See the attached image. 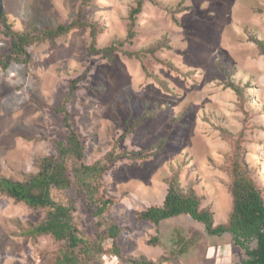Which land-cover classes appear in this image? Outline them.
I'll return each mask as SVG.
<instances>
[{
    "label": "rangeland",
    "instance_id": "obj_1",
    "mask_svg": "<svg viewBox=\"0 0 264 264\" xmlns=\"http://www.w3.org/2000/svg\"><path fill=\"white\" fill-rule=\"evenodd\" d=\"M81 1L3 0L1 15L15 33L41 32L69 25ZM137 1L90 0L84 7L83 21L102 29L99 49L126 39ZM6 32L0 22V62L11 53ZM135 32L122 52L138 53L159 41L163 49L141 60L122 52L110 58L90 54V28L83 27L53 43L28 47L26 63L17 57L7 70L0 66V174L22 181V174L38 172L39 159L57 156V145L67 136L68 114L83 141L86 165L114 148L129 155L120 156L101 182L97 197L113 201L101 217L76 188L53 191L56 202H75L76 225L93 248L82 252V263L129 264L114 256L107 237L113 220L123 229L117 247L125 258L240 264L245 254L229 234L209 236L187 216L156 227L136 215L162 206L167 181L176 171L182 188L193 189L202 208L213 212L215 225L226 224L232 209L228 171L233 148L223 130L234 136L245 132L246 159L264 197V55L254 43H264V0L146 1ZM151 76L166 82L171 92ZM163 139L165 146L156 154ZM45 216L44 210L0 194V264H55L59 243L49 236L24 239L20 232V226L36 225ZM154 237L158 246L149 244Z\"/></svg>",
    "mask_w": 264,
    "mask_h": 264
},
{
    "label": "trees",
    "instance_id": "obj_2",
    "mask_svg": "<svg viewBox=\"0 0 264 264\" xmlns=\"http://www.w3.org/2000/svg\"><path fill=\"white\" fill-rule=\"evenodd\" d=\"M89 1H81L77 17L69 25H59L54 29H46L41 32L31 30L15 33L11 30L7 19L1 15L0 22L7 30L5 34L12 39L10 56L5 62H0L1 68L7 70L12 61H18L17 57H25L23 62L26 63L29 59L26 49L33 44L53 43L57 39L67 36L72 30L83 27L90 28L89 53H103L105 57L110 58L116 53H121L125 44L132 42L136 36L137 16L141 14L144 2H154L155 0H138L136 7L131 10L129 15L126 39L124 41L116 40L105 49L97 47V38L102 33V29L96 23L86 24L83 21V9ZM254 43L264 55V43L257 40ZM163 44L162 41H159L138 53H122L128 58L141 60L146 55L154 56L155 53L163 49ZM164 64L171 69L174 68L168 62H164ZM219 66L223 72V65L220 63ZM151 77L164 91L171 92L166 82L156 76ZM228 86L239 96L243 94L242 89L232 82H228ZM64 126L67 136L63 143L57 145V156L39 159L37 161L38 172L22 174V181H16L0 174V194L13 200L16 204H24L31 209L46 211L42 222L36 225L28 223L26 227L20 226L21 236L24 239L49 236L61 245L55 264H85L81 261V254L87 250L92 251L93 248L89 247V243L82 237L76 225L75 202L58 203L53 197V191H68L76 188L78 195L85 198L91 208L95 206V215L101 217L113 204L111 199L105 200L103 197H97L101 182L120 156L128 157L129 155H119L114 148L103 159L92 165H86L83 141L71 126L68 114L64 117ZM244 135V131L238 136H234L226 130L222 131V136L231 143L233 148L228 171L232 209L226 224L215 225L213 212L210 209L202 208V199L193 189L184 190L182 188L179 173L176 171H173L167 181V194L162 206H153L137 213V219L159 227L163 222L171 219L181 216L190 217L203 225L209 236L231 235L234 246L240 248L245 254V259L240 264H264V197L254 178V171L246 159L243 146ZM165 143L166 141L163 139L155 146L156 154L163 150ZM133 156L140 158L139 155ZM122 232L123 229L111 220L107 229V237L113 241L114 256L129 264H154L143 256L139 258L123 257L117 247ZM149 244L158 246V237L150 239ZM181 251V253H185L183 248Z\"/></svg>",
    "mask_w": 264,
    "mask_h": 264
},
{
    "label": "water",
    "instance_id": "obj_3",
    "mask_svg": "<svg viewBox=\"0 0 264 264\" xmlns=\"http://www.w3.org/2000/svg\"><path fill=\"white\" fill-rule=\"evenodd\" d=\"M3 11V0H0V16Z\"/></svg>",
    "mask_w": 264,
    "mask_h": 264
}]
</instances>
